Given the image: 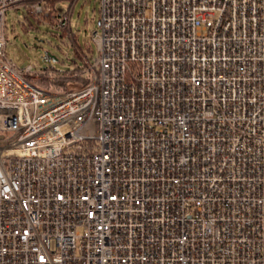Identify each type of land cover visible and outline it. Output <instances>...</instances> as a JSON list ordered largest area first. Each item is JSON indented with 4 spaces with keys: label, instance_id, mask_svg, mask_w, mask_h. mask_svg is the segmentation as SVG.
<instances>
[{
    "label": "built area",
    "instance_id": "obj_1",
    "mask_svg": "<svg viewBox=\"0 0 264 264\" xmlns=\"http://www.w3.org/2000/svg\"><path fill=\"white\" fill-rule=\"evenodd\" d=\"M53 1L0 0V264H264V0H99L66 91L5 54Z\"/></svg>",
    "mask_w": 264,
    "mask_h": 264
},
{
    "label": "rangeland",
    "instance_id": "obj_2",
    "mask_svg": "<svg viewBox=\"0 0 264 264\" xmlns=\"http://www.w3.org/2000/svg\"><path fill=\"white\" fill-rule=\"evenodd\" d=\"M52 6L56 12L64 13L70 1L54 0ZM99 18V0H76L66 32L55 29L48 22L35 20L24 9L8 10L5 14L6 57L20 68L31 66L33 72L67 74L80 70L85 62L93 64L97 60L91 36L99 31ZM80 87L79 82L70 81L65 88L76 90Z\"/></svg>",
    "mask_w": 264,
    "mask_h": 264
},
{
    "label": "trees",
    "instance_id": "obj_3",
    "mask_svg": "<svg viewBox=\"0 0 264 264\" xmlns=\"http://www.w3.org/2000/svg\"><path fill=\"white\" fill-rule=\"evenodd\" d=\"M86 66V65H85ZM85 66L80 70H75L73 72H67V74H64L65 77H54L52 79L48 78L47 76L39 77L36 80H33V83L43 89H56V90H62L66 91L65 88L66 85L70 82H79L81 84V87L86 85L88 83V79L86 77H83V71ZM73 78V79H71Z\"/></svg>",
    "mask_w": 264,
    "mask_h": 264
}]
</instances>
